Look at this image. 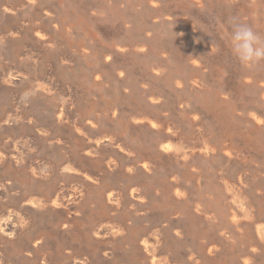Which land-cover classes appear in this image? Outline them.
Returning <instances> with one entry per match:
<instances>
[{"label": "rangeland", "instance_id": "rangeland-1", "mask_svg": "<svg viewBox=\"0 0 264 264\" xmlns=\"http://www.w3.org/2000/svg\"><path fill=\"white\" fill-rule=\"evenodd\" d=\"M233 20L264 41V0H0V146L42 128L34 141L62 135L75 154L115 133L133 149L113 169L129 163L142 192L132 212L119 204L108 213L123 221L122 239L134 234L132 244L106 241L117 256L134 247V264H151L146 239L163 264H264V61L234 57ZM111 149L82 151L83 163ZM57 171L80 184L64 164ZM101 172V185L113 181ZM121 172L118 185L131 173ZM88 254L89 264H112L104 249Z\"/></svg>", "mask_w": 264, "mask_h": 264}, {"label": "bare ground", "instance_id": "bare-ground-1", "mask_svg": "<svg viewBox=\"0 0 264 264\" xmlns=\"http://www.w3.org/2000/svg\"><path fill=\"white\" fill-rule=\"evenodd\" d=\"M3 32L7 36L9 31ZM35 36L42 39L45 31L37 29ZM2 78L4 85L13 84L15 79L8 72ZM57 110L59 118L63 110ZM122 127L126 131L131 128L128 124ZM42 130L34 128V133L21 130L16 133V141L0 146V264H89L88 253L95 248L104 249V255L112 264H124L125 261L134 264V247H130L129 253L117 256L106 245L108 239H118L119 246L124 242L132 244L134 239L131 232L123 239L119 236V231L124 228L121 219H107L109 211L119 204L124 208L130 206L128 211L132 212L134 201L142 197V192L134 187V168L129 163L122 161L117 169H113V160L120 157L121 152L132 150L133 144L107 132L97 136L94 142L78 145L76 153L71 154L68 151L71 146L66 145L62 135H53V143L48 145L34 141ZM105 142L112 146L110 156H96V166H86L81 152L95 156L99 148L105 147ZM30 145L37 149L36 153L29 151ZM41 164L46 167L42 174L38 172ZM60 164H64L68 172L77 174L80 184L68 174L59 173L57 167ZM141 165L149 168L145 160ZM102 167L115 174L111 183L100 184L104 177ZM122 169L131 173L127 182L118 185ZM93 185L98 188L94 189ZM88 189L94 192L91 206L84 205L82 200ZM256 230L264 234V227L258 226ZM141 247L151 264H163L146 239ZM211 249L209 247L208 252ZM63 253H67L64 262Z\"/></svg>", "mask_w": 264, "mask_h": 264}, {"label": "clouds", "instance_id": "clouds-1", "mask_svg": "<svg viewBox=\"0 0 264 264\" xmlns=\"http://www.w3.org/2000/svg\"><path fill=\"white\" fill-rule=\"evenodd\" d=\"M228 40L232 54L243 66L264 61V41L247 23L231 21Z\"/></svg>", "mask_w": 264, "mask_h": 264}]
</instances>
